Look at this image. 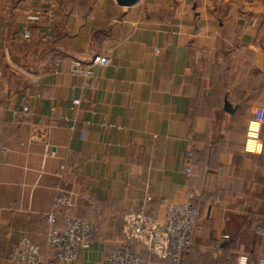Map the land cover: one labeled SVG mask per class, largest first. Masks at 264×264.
Here are the masks:
<instances>
[{
    "label": "crops",
    "instance_id": "obj_1",
    "mask_svg": "<svg viewBox=\"0 0 264 264\" xmlns=\"http://www.w3.org/2000/svg\"><path fill=\"white\" fill-rule=\"evenodd\" d=\"M96 55L110 63L70 70ZM261 120L264 0H0V264L22 237L53 257L52 210L57 227L69 212L96 228L74 264L123 244L166 264L125 240L121 217L149 197L162 220L160 199L189 190L199 226L180 264H256L264 147L248 145L264 146Z\"/></svg>",
    "mask_w": 264,
    "mask_h": 264
},
{
    "label": "built area",
    "instance_id": "obj_2",
    "mask_svg": "<svg viewBox=\"0 0 264 264\" xmlns=\"http://www.w3.org/2000/svg\"><path fill=\"white\" fill-rule=\"evenodd\" d=\"M31 29L24 28L23 38L29 40ZM110 59L106 56L96 55L88 66L72 63L70 70L85 75L91 74L93 65H108ZM189 158L191 152L187 151ZM190 166L185 167V174L189 175ZM150 200L146 198L141 208L129 210L122 214L121 231L128 241L142 246L151 257L165 261L166 264H180L184 250L192 241L193 235L199 226V210L193 203V192L189 190L185 201L180 204L160 199L164 208V218L158 219L147 207ZM62 205L66 209L73 203L69 196L56 197L54 206ZM67 209V210H68ZM62 227L56 226V211L46 214L49 224L47 231V244L53 257H44L41 247L27 237H22L11 248L10 264H74L80 259L82 252L90 247L95 238L96 228L90 222L71 215L62 214ZM103 264H152L145 262L140 253L128 244L113 249L104 259ZM256 264H264V255L257 258Z\"/></svg>",
    "mask_w": 264,
    "mask_h": 264
},
{
    "label": "clouds",
    "instance_id": "obj_3",
    "mask_svg": "<svg viewBox=\"0 0 264 264\" xmlns=\"http://www.w3.org/2000/svg\"><path fill=\"white\" fill-rule=\"evenodd\" d=\"M260 123H264V120H261L258 122H253V124H252L253 130L257 129L259 127ZM262 147H264V146H261L259 144L249 143L248 150L259 153L262 150ZM240 264H246V258H241Z\"/></svg>",
    "mask_w": 264,
    "mask_h": 264
},
{
    "label": "water",
    "instance_id": "obj_4",
    "mask_svg": "<svg viewBox=\"0 0 264 264\" xmlns=\"http://www.w3.org/2000/svg\"><path fill=\"white\" fill-rule=\"evenodd\" d=\"M136 1L137 0H117L119 4L127 5V6L134 4Z\"/></svg>",
    "mask_w": 264,
    "mask_h": 264
},
{
    "label": "trees",
    "instance_id": "obj_5",
    "mask_svg": "<svg viewBox=\"0 0 264 264\" xmlns=\"http://www.w3.org/2000/svg\"><path fill=\"white\" fill-rule=\"evenodd\" d=\"M124 236V235H123ZM125 238V237H124ZM125 240H127L126 238H125ZM128 241V240H127ZM128 242H130V243H133V244H137V243H135V242H133V241H128ZM137 245H139V244H137ZM140 246V245H139ZM142 247V246H141ZM143 248V247H142ZM143 250L145 251V249L143 248ZM185 251V250H184ZM146 252V251H145ZM147 253V252H146Z\"/></svg>",
    "mask_w": 264,
    "mask_h": 264
}]
</instances>
